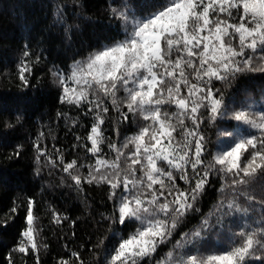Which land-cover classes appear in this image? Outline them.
<instances>
[{
  "label": "snow or ice",
  "instance_id": "1",
  "mask_svg": "<svg viewBox=\"0 0 264 264\" xmlns=\"http://www.w3.org/2000/svg\"><path fill=\"white\" fill-rule=\"evenodd\" d=\"M73 3L82 15L83 0ZM106 18L99 41L66 59L21 41L16 87L27 96L41 71L50 76L63 106L54 119L0 97V143L12 141L0 155L31 153L34 177L55 174L92 222L55 264H264V0H112ZM54 23L71 39L67 5ZM37 115L25 151L18 134ZM13 191L4 264L17 254L41 264L40 201ZM49 212L76 237L78 217Z\"/></svg>",
  "mask_w": 264,
  "mask_h": 264
},
{
  "label": "trees",
  "instance_id": "2",
  "mask_svg": "<svg viewBox=\"0 0 264 264\" xmlns=\"http://www.w3.org/2000/svg\"><path fill=\"white\" fill-rule=\"evenodd\" d=\"M57 3L67 5L68 20L72 24L71 39H68L62 26L54 23L55 6ZM86 10L80 16L73 15V9L79 8L73 0H0V97L6 99L21 98V102H28L39 110L45 121L54 119L57 109L62 108L57 102V87L52 83L50 76L42 71L37 75L39 83L35 84L30 93L25 96L16 87L14 62L17 58V49L25 37H31L34 50L43 47L50 52V59H66L77 52H84L90 45L96 44L100 37L107 32V5L112 0H83ZM79 24V28L76 25ZM79 58V57H77ZM74 115L75 113H70ZM40 115H37L27 129L19 133L20 143L25 144L27 151L33 131L39 130ZM54 130L59 135L58 146L65 142L63 125ZM71 139V137H67ZM8 144L0 143V153L10 150ZM51 147V137H49ZM34 162L32 154L28 153L19 161L6 160L0 155V182L5 186L0 187V219L9 214V209L15 199L13 189H27L37 194L40 201L36 225L42 229L38 232V243L43 240L48 244L45 250L41 245L39 256L41 264H55L57 253L62 250V245L67 239L70 247L87 240L93 231L81 199L75 192L59 186L58 177L53 174L48 176L47 170L42 177H34ZM43 189L41 196L40 190ZM27 195V192L23 193ZM89 196L99 203L102 193L90 191ZM55 206L68 215L77 218L76 237H71V228L65 222L62 226H55L49 222V209ZM210 207V204L208 205ZM22 211V208L20 209ZM207 210V209H206ZM63 229V232L60 231ZM15 229L7 235H0V264H4L7 253L11 250L12 236ZM73 241H76L74 244ZM167 249H163L166 252ZM17 264H33L30 256L17 254Z\"/></svg>",
  "mask_w": 264,
  "mask_h": 264
}]
</instances>
